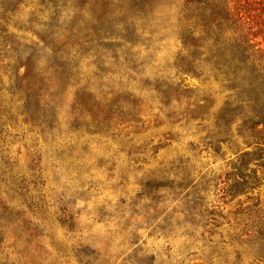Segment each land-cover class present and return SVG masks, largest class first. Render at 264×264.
<instances>
[{
	"label": "rangeland",
	"instance_id": "rangeland-1",
	"mask_svg": "<svg viewBox=\"0 0 264 264\" xmlns=\"http://www.w3.org/2000/svg\"><path fill=\"white\" fill-rule=\"evenodd\" d=\"M11 1L0 264H264V152L240 164L264 131L242 127L248 107L217 125L237 104L236 40L258 30L250 5ZM236 8L239 29L223 19ZM26 89L45 114L26 109Z\"/></svg>",
	"mask_w": 264,
	"mask_h": 264
},
{
	"label": "trees",
	"instance_id": "trees-1",
	"mask_svg": "<svg viewBox=\"0 0 264 264\" xmlns=\"http://www.w3.org/2000/svg\"><path fill=\"white\" fill-rule=\"evenodd\" d=\"M248 8L247 18L254 19L257 18L255 23L258 27L257 32L249 31L248 34L241 35L237 38V49L236 54L238 58L236 59L233 69L230 70L231 75V85L232 89H236V105L227 103L226 108L223 109L221 115L218 119L217 125L220 128H228L231 121L235 116H238L244 112V107H248L250 110V115L247 117L243 115V124L242 127L249 129L254 134H260L264 131V50L257 48V43L254 40L258 36L264 37V0H245ZM253 3V4H252ZM254 5H259L255 7ZM13 2L11 0H3L2 11L3 15L0 17V21L4 22L2 25V32L6 33L7 20L5 16H8L12 11L11 7ZM223 19L226 22L232 21L235 23L234 27L237 29L243 26L242 20L244 15H241L239 9H235L233 18H231L228 12L224 11ZM218 23L219 20L216 19ZM219 24V23H218ZM253 26L249 27V30H252ZM7 46V42L4 43L3 48ZM3 51L0 50V62L3 61L4 56L2 55ZM230 63L229 66H231ZM16 81L18 82L17 86L22 87V82L19 81L18 76L16 75ZM246 105V106H245ZM42 103L40 96L32 92L30 89L25 91V107L30 112H39L42 110V113L45 114V109L42 108ZM51 110V109H50ZM5 112L3 104L0 100V116ZM245 114V113H243ZM1 121V117H0ZM259 126H262L263 129H259ZM254 145L257 147V150L250 154L245 153L241 158V168H244L252 158L260 159L262 158L264 149L260 146L264 145V138L258 139L254 142ZM242 183L241 186H247L248 183L245 181L238 182Z\"/></svg>",
	"mask_w": 264,
	"mask_h": 264
}]
</instances>
